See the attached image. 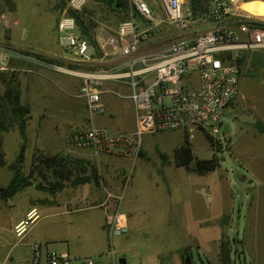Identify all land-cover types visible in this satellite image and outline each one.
<instances>
[{"label": "rangeland", "instance_id": "rangeland-1", "mask_svg": "<svg viewBox=\"0 0 264 264\" xmlns=\"http://www.w3.org/2000/svg\"><path fill=\"white\" fill-rule=\"evenodd\" d=\"M61 2L10 0L6 4L0 0V51L6 53L7 64L12 60L11 66L19 70L21 97L32 108L26 146L31 148L33 143L35 146L43 143L40 149L32 150L31 156L26 151L22 167L25 173L35 161L33 157L36 154H66L64 150L71 144L73 131L90 126L89 119H85L89 115L84 101L75 95L81 83L80 77H74V81L68 84L63 82V86L70 89H61V86L57 89L49 83L47 91L54 95L56 101L50 103L44 112L51 122L55 121L62 127L45 130V138L40 139L37 118L40 113L39 85L44 81L39 78V72L43 69L37 64L29 66L26 60L17 55L26 51L35 54L19 45L22 43L41 49L60 48L56 42L58 32L55 23L62 12ZM103 5L93 1L86 10L83 9L85 20L92 25L91 30H97L102 24L99 19L103 20L105 16ZM244 7L248 11L264 14L261 0L248 1ZM6 19L9 20L8 27L5 26ZM263 54L264 49L253 52L249 68L241 79L240 92L226 108L219 132L215 137L210 134L217 143L211 144L205 130L200 128L192 131L181 129L189 135L196 157L209 158L215 155L218 158L219 165L213 171L198 175L176 165L173 152L170 151L176 143L173 137L163 140L168 159L163 164L156 148H153L151 137L145 138L144 146H148L151 157L142 158L141 165L135 162V165L128 164L127 171L132 169L133 178L124 181L125 184L121 186V211L126 214L128 230L110 237L117 250L116 255L125 259V263H120L117 257L116 264H162L163 261L173 264V260L181 264L178 251L183 247L190 249L196 263L207 259L213 264H221L218 243L222 232L234 237L232 246L243 253L245 264H264V130L259 129L264 127V61L253 64ZM88 67L79 64L77 69H91ZM28 68L33 72L28 74L24 71ZM129 93L128 87L121 88L124 107L129 104ZM66 95L70 98H66ZM70 110L76 115V123L74 127L66 128L64 125L68 124L69 116H72L69 115ZM58 117L61 120H57ZM121 119V126H124L129 116L122 112ZM3 136L8 144L6 159L12 161L18 150L16 146L21 141L20 136L16 129L3 133ZM6 169L3 167V173H0V187L5 186L11 176V172H6ZM38 180L41 178L35 181ZM43 194L38 190L34 193L35 196ZM17 211L18 205L12 207L10 216L16 215ZM85 234L91 241L94 240L92 229ZM105 241L103 253L110 246L109 238ZM80 255L81 258L96 256L92 253ZM42 257L40 264H44ZM102 262L110 264L105 257H102ZM72 264L78 263L74 261Z\"/></svg>", "mask_w": 264, "mask_h": 264}, {"label": "built area", "instance_id": "built-area-1", "mask_svg": "<svg viewBox=\"0 0 264 264\" xmlns=\"http://www.w3.org/2000/svg\"><path fill=\"white\" fill-rule=\"evenodd\" d=\"M251 0H212L210 6L193 16L184 0H158V8H150L146 0H128L130 12L145 20L139 29L135 19L122 21L121 37L127 40L120 48L96 55L92 44L76 31L74 17L67 10L80 11L86 0H67L56 23L58 41L70 59L92 69L70 71L81 79L76 96L84 101L90 118L105 112L101 99L104 80H126L128 97L135 105L134 128L110 131L90 124L74 130L71 139L77 148H88L95 154L107 153L135 160L142 150L143 136L161 131L200 128L213 137L220 130L226 108L240 92L242 76L247 72L256 49H264V14L249 12L242 7ZM264 1V0H263ZM162 24L176 30L161 46L151 45L140 51L138 42L146 39ZM9 26V20H5ZM153 48H161L157 53ZM119 53L127 58L124 67L104 66L105 58ZM6 53L0 51V69H5ZM39 66L50 64L34 54H17ZM132 169L125 175L128 182ZM125 183H123L124 185ZM123 192L108 193L116 207L107 211L104 222L109 236L128 230L125 212L119 208ZM38 217L35 208L14 227L22 235ZM115 255L114 248L109 249ZM41 257L40 245L33 244L32 259ZM46 264H71L66 253L48 251ZM82 264H101L99 257L86 256Z\"/></svg>", "mask_w": 264, "mask_h": 264}, {"label": "crops", "instance_id": "crops-1", "mask_svg": "<svg viewBox=\"0 0 264 264\" xmlns=\"http://www.w3.org/2000/svg\"><path fill=\"white\" fill-rule=\"evenodd\" d=\"M92 2V0H86L83 9L86 10ZM148 3L152 8H158L157 1L148 0ZM103 10L105 11V16L103 17V20L99 19V22L102 24L97 27V30L93 28L91 34L100 51L105 53L120 48L127 38L121 37V34L119 33L120 23L117 24L115 21L116 16L106 4L103 5ZM107 14L109 16H107ZM134 19L136 26L139 29H142L145 26V20L139 15L134 17ZM175 33L176 30L168 24L160 25L153 35L146 39L139 40L138 45L140 51L142 52L151 45L161 46L165 40ZM56 42L60 48L41 49L29 44H19L22 45V47H27L35 54H41L43 57L52 58L54 61H48L45 58L43 59L50 64L67 70L62 71L49 66H39L43 69L39 72V78L44 79L39 85L38 95L40 113L37 118V125L39 131L38 137H40V139L45 138V130H58L62 127L54 120V122H51L49 116L44 112L50 103L56 101L54 95H51L49 91H47L49 83L57 89H60L59 86H61L62 89L65 86H63V82H67L68 84L74 81V77H78L70 71H78V67L71 65H79L80 63L74 62L70 59L67 52L62 48L58 41V34L56 35ZM13 45L18 46V44ZM153 50L157 53L161 48H153ZM105 59L104 66L111 69H120L124 67L127 61V58L119 53L108 56ZM24 60H26L31 67L35 65V63H32L29 58ZM7 61L8 60L5 62V69L9 68V63L7 64ZM67 62L70 64H67ZM24 71L29 72L28 74L33 72V70L29 68ZM123 87H128L130 90L126 80H104L102 83L101 99L105 105V112L93 116L92 118L87 117L85 119H89L90 124L103 126L110 131L132 130L135 125L136 108L131 100L126 107H124L125 105L123 106L124 102H121V88ZM64 88L70 89L69 87ZM66 98L70 97L66 95ZM122 112L129 116V119L125 121L126 124L124 126H121ZM69 115L72 116H69L68 124L64 125L66 128H72L76 123V115H74L73 110L69 111ZM57 120H61V118L58 117ZM183 133V130L177 129L145 134L143 136V141L145 138L147 139L148 137H151L153 140V148H156V150H160L161 152H166V150H164V145L166 143H164L163 140L173 137L174 140H176V143L172 145L170 150L173 152L174 148L181 143ZM156 144H159L161 147L158 148V145ZM42 145L43 143H37L35 146L33 143L31 148L26 146L25 157L26 151H29L31 156V154H33L32 150L40 149ZM16 147L19 149V145ZM147 147L148 146H144V142H142V151L144 155H139L135 160H131L130 158L114 154H95L88 148H75L71 141L69 147L64 150V153L68 154L70 157L71 180L68 181L62 189L56 191L54 195H51L45 191L36 189L33 185H28L18 191L16 193L17 195L14 194L6 200L0 199V264H40L42 256L44 264H46L44 255L48 251L68 254L71 257V264L74 261L78 264H82L80 261V254L82 253L96 254V257H99L101 264H103L102 257L107 258L110 264H116L118 257L116 255L117 250L112 245L111 236H109L104 222L106 212L114 208V206L116 207L112 198H108V193L118 194L121 192L122 183H124L125 175L128 173V164L131 163L132 165L135 162L137 165H141L142 158L149 159L151 157L150 150L147 149ZM2 148L6 159L8 144L5 143L4 136ZM17 152L14 153L13 159ZM6 161L7 163L11 162L7 159ZM158 161L160 164V160ZM3 167L6 166H0V173H3ZM82 167H85V170H82ZM7 171L10 170L6 169V172ZM80 176H87L88 178L86 181H80ZM131 177L133 178V174ZM37 178H39L38 173L37 175L34 173L32 181L36 182L35 180ZM37 190L42 191L45 194L35 196L34 193ZM20 194H22L21 197L18 196ZM17 196L18 198H16ZM17 205L18 211L16 215L11 217L9 210L12 207L15 208ZM32 208L36 209L38 217L28 226L27 230L22 235L17 236L14 229L15 225L20 220L25 219L27 212ZM119 208L121 209V203ZM90 229L94 232L93 241H91L90 238H87L86 234L84 235V232ZM108 238L110 242L109 249L112 247L115 250V255L113 256L109 254V249L106 253H103L104 244L106 242L105 239L107 240ZM34 243H38L41 250V257L37 263L32 259ZM173 264L180 263L177 260H173Z\"/></svg>", "mask_w": 264, "mask_h": 264}, {"label": "trees", "instance_id": "trees-1", "mask_svg": "<svg viewBox=\"0 0 264 264\" xmlns=\"http://www.w3.org/2000/svg\"><path fill=\"white\" fill-rule=\"evenodd\" d=\"M3 1L6 2V4L8 2L10 3V0ZM66 1L67 0H62L60 4L61 9L65 7ZM93 1L106 4L117 17V24L131 18L132 16H138L134 11L130 12L127 0ZM211 2L212 0H186V5L191 10L192 15L195 16L207 9ZM67 13L74 17L77 33L92 44L96 55H100V49L91 34L92 25H90V22L85 20L83 9L80 11L69 9L67 10ZM22 53L29 54L30 52L26 51ZM34 55L37 56L38 54ZM38 57L45 58L48 61H54L49 57H43L40 55H38ZM11 61L12 60H9V68L0 70V166H6L12 172L7 184L0 187V199H8L28 185H33L38 190L54 195L56 191L62 189L64 185L71 180L70 157L68 154L62 153L51 155L36 154L34 156L35 161L29 168V171L27 173L23 171L22 167L25 159L27 125L29 119L31 118V105L27 101H24L21 97L19 70L11 66ZM262 61H264V56L260 55L256 61H253V64ZM71 66L79 67V65L75 64H72ZM88 68L92 69L93 66H89ZM234 99L235 97L233 100ZM233 100L229 105L233 103ZM12 129H16L18 131L21 141L15 158L11 162L7 163L5 153L2 148L3 133ZM259 129L262 131L264 130V127L261 126ZM205 135L211 144L214 145L217 143V141H215V139L207 131H205ZM157 153L163 163L168 162L167 154L165 152L157 150ZM143 155V151L141 150L140 156ZM173 158L176 165L183 166L198 175L209 173L219 165V160L215 155L209 158H198L195 156L192 150L191 140L187 132L183 133L181 143L174 148ZM82 170H85V167H82ZM34 173H38L41 180L33 182L32 177L34 176ZM87 178V176H80V181H86ZM42 180L45 182H42ZM233 238V236H229L226 232H222L220 235L218 243V257L221 264H245L243 262V253L236 250V248H233L232 246V243H234ZM178 252L181 257V264H184V258L186 255H189L192 264H213L207 259L202 263H196L188 247H183ZM162 264H171V262L163 261Z\"/></svg>", "mask_w": 264, "mask_h": 264}, {"label": "water", "instance_id": "water-1", "mask_svg": "<svg viewBox=\"0 0 264 264\" xmlns=\"http://www.w3.org/2000/svg\"><path fill=\"white\" fill-rule=\"evenodd\" d=\"M119 262L120 263H125V259L123 257L119 258ZM184 264H192L191 262V258L189 257V255H186L184 258Z\"/></svg>", "mask_w": 264, "mask_h": 264}, {"label": "bare ground", "instance_id": "bare-ground-1", "mask_svg": "<svg viewBox=\"0 0 264 264\" xmlns=\"http://www.w3.org/2000/svg\"><path fill=\"white\" fill-rule=\"evenodd\" d=\"M248 2V1H247ZM261 2H262V4L264 5V1L263 0H261ZM246 2H244L243 4H242V7L246 10V8L244 7V4H245ZM249 12H251V11H249ZM252 13H256V12H252ZM258 14V13H257Z\"/></svg>", "mask_w": 264, "mask_h": 264}]
</instances>
